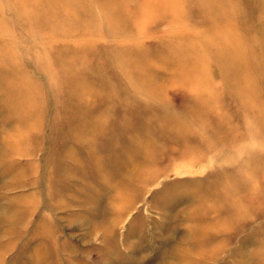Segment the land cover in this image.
<instances>
[{
	"label": "rangeland",
	"instance_id": "obj_1",
	"mask_svg": "<svg viewBox=\"0 0 264 264\" xmlns=\"http://www.w3.org/2000/svg\"><path fill=\"white\" fill-rule=\"evenodd\" d=\"M0 264H264V0H0Z\"/></svg>",
	"mask_w": 264,
	"mask_h": 264
}]
</instances>
